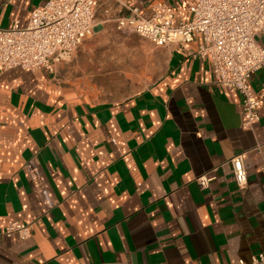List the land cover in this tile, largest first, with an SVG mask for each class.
<instances>
[{
  "label": "crops",
  "instance_id": "1",
  "mask_svg": "<svg viewBox=\"0 0 264 264\" xmlns=\"http://www.w3.org/2000/svg\"><path fill=\"white\" fill-rule=\"evenodd\" d=\"M46 1L0 0V28L26 27ZM95 1L94 35L61 76L0 71V264L264 259V108L246 129L242 97L190 56L200 38L159 47L118 28L170 0ZM251 85L264 92V68ZM14 221L33 225L28 240L4 235Z\"/></svg>",
  "mask_w": 264,
  "mask_h": 264
},
{
  "label": "built area",
  "instance_id": "2",
  "mask_svg": "<svg viewBox=\"0 0 264 264\" xmlns=\"http://www.w3.org/2000/svg\"><path fill=\"white\" fill-rule=\"evenodd\" d=\"M170 1L171 6L153 5L150 18L131 9L129 16L117 20L118 28L159 47L200 38L197 51L190 56L208 60L216 84L242 97L243 126L252 129L260 122L264 108V92H257L251 85L252 75L264 68V48L257 41V36L264 33V0ZM181 10L192 14L191 21H176ZM96 17L95 0H47L32 11L26 27L17 24L11 29L0 28V71L56 73L93 37ZM231 163L237 185L245 186L248 173L243 154L234 156ZM212 180L204 175L197 182L202 189H208ZM32 231V224L14 221L8 224L4 235H17L25 241ZM253 264H264V259L254 258Z\"/></svg>",
  "mask_w": 264,
  "mask_h": 264
},
{
  "label": "rangeland",
  "instance_id": "3",
  "mask_svg": "<svg viewBox=\"0 0 264 264\" xmlns=\"http://www.w3.org/2000/svg\"><path fill=\"white\" fill-rule=\"evenodd\" d=\"M62 66H63V65H60L59 68H58V73L60 74V76H61V74H62Z\"/></svg>",
  "mask_w": 264,
  "mask_h": 264
}]
</instances>
